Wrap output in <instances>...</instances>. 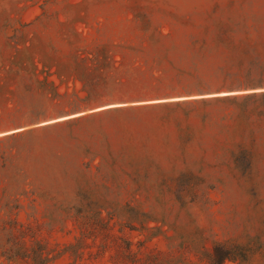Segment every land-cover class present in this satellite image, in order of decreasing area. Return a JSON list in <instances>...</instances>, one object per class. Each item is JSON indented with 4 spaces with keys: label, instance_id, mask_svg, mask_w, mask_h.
I'll return each mask as SVG.
<instances>
[{
    "label": "rangeland",
    "instance_id": "obj_1",
    "mask_svg": "<svg viewBox=\"0 0 264 264\" xmlns=\"http://www.w3.org/2000/svg\"><path fill=\"white\" fill-rule=\"evenodd\" d=\"M15 199L0 264H264V0H0Z\"/></svg>",
    "mask_w": 264,
    "mask_h": 264
},
{
    "label": "trees",
    "instance_id": "obj_2",
    "mask_svg": "<svg viewBox=\"0 0 264 264\" xmlns=\"http://www.w3.org/2000/svg\"><path fill=\"white\" fill-rule=\"evenodd\" d=\"M148 37H153V34H149ZM132 69L135 71H139L138 73L142 74L143 70H141V64L139 62L135 63L132 65ZM150 78L155 80V83H140L129 86H125L117 90V94L119 95H125L127 97H132L133 99H141L145 97V95H173L175 91V87H173V84L170 83L168 85H165L164 83L161 82L160 79H158L155 76L150 75ZM176 83H179V80H176ZM72 106H74V102H71ZM180 103L174 102V103H163V104H158L157 106L160 107H165V106H177ZM141 108V107H140ZM20 207V204L17 202V199H15L13 202H3L0 204V209H5L7 210V213H10L11 210L18 209ZM7 221H12V219H7ZM27 255V252L24 250V252ZM33 255H31V262L32 264H45L44 260L45 257H43L42 252L40 249H34L32 252ZM211 254H208L209 261H211V264H221L224 260H231L234 261L236 258V254L232 252L229 248H226L223 245H218L215 247V253L213 256H210ZM23 257H28V256H23Z\"/></svg>",
    "mask_w": 264,
    "mask_h": 264
}]
</instances>
